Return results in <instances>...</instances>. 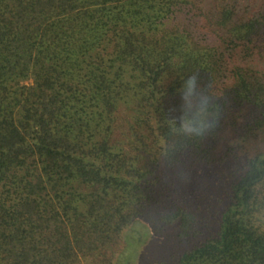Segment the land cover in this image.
<instances>
[{"label":"trees","instance_id":"1","mask_svg":"<svg viewBox=\"0 0 264 264\" xmlns=\"http://www.w3.org/2000/svg\"><path fill=\"white\" fill-rule=\"evenodd\" d=\"M155 210L157 264H264V0H0V264H112Z\"/></svg>","mask_w":264,"mask_h":264},{"label":"rangeland","instance_id":"2","mask_svg":"<svg viewBox=\"0 0 264 264\" xmlns=\"http://www.w3.org/2000/svg\"><path fill=\"white\" fill-rule=\"evenodd\" d=\"M182 172L176 177V187L180 196L190 202L205 204L208 199L213 205L215 200L214 189L220 182L217 174L207 172L206 169L196 163L186 160L181 167ZM152 214V220L146 216L138 217L123 232L115 253L107 250V256H111L112 264H157L165 260L171 250L183 248L192 241L180 243L174 236L175 228L170 224L162 228L157 224V210ZM213 211V210H211ZM210 211V212H211ZM108 261V259H107ZM82 264H97L95 261H83Z\"/></svg>","mask_w":264,"mask_h":264},{"label":"clouds","instance_id":"3","mask_svg":"<svg viewBox=\"0 0 264 264\" xmlns=\"http://www.w3.org/2000/svg\"><path fill=\"white\" fill-rule=\"evenodd\" d=\"M188 79H189V80H191L192 78H191V77H189ZM187 90H188L189 92H191V91H192V89H191V88H188Z\"/></svg>","mask_w":264,"mask_h":264}]
</instances>
